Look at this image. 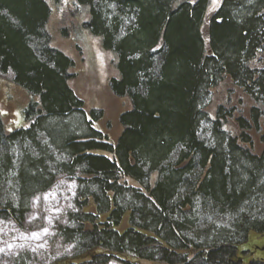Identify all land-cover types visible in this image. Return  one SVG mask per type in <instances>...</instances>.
Instances as JSON below:
<instances>
[{
  "label": "trees",
  "instance_id": "16d2710c",
  "mask_svg": "<svg viewBox=\"0 0 264 264\" xmlns=\"http://www.w3.org/2000/svg\"><path fill=\"white\" fill-rule=\"evenodd\" d=\"M75 2L115 55L110 87L131 108L111 142L95 126L102 111L88 114L69 84L75 62L52 45L48 1L0 0V75L37 99L18 128L0 114V219L25 228L34 199L67 179L63 260L264 264L243 259L264 239V0ZM225 82L253 102L248 115L209 111Z\"/></svg>",
  "mask_w": 264,
  "mask_h": 264
},
{
  "label": "rangeland",
  "instance_id": "374dc122",
  "mask_svg": "<svg viewBox=\"0 0 264 264\" xmlns=\"http://www.w3.org/2000/svg\"><path fill=\"white\" fill-rule=\"evenodd\" d=\"M47 1L51 8L48 28L52 45L68 54L75 62L69 84L84 100L88 114L91 110L102 111L103 117L95 122V126L115 143L122 131L120 115L131 108L129 99L116 96L110 87L111 79L118 77L116 57L106 51L101 39L93 36L85 27V22L89 19L86 7L77 5L75 0H62L60 3ZM221 2L222 0H211L210 10L219 7ZM12 81L11 74L0 75V114L8 129L25 125V111L31 101L37 100ZM252 104L241 90L235 89L230 82H225L213 89L208 109L214 115L220 105L227 108L237 106L240 109L238 114L248 115ZM128 182L136 185L131 179ZM74 194V182L60 180L49 192L34 199L25 228H20L11 220L0 219V264H15V258L19 254L28 258V264H90L89 257L63 260L64 257H71L73 251L72 248H62V241L57 237L58 222L67 213L76 210ZM91 209L88 207L86 210ZM105 218L106 216H101L100 221ZM128 226L127 215L117 229L121 231ZM253 243L252 248L245 249L247 254L243 255V259L246 263L253 258L264 259V239H255ZM123 258L118 256L107 264H121ZM130 260L136 261L133 258Z\"/></svg>",
  "mask_w": 264,
  "mask_h": 264
},
{
  "label": "snow or ice",
  "instance_id": "6c2138e0",
  "mask_svg": "<svg viewBox=\"0 0 264 264\" xmlns=\"http://www.w3.org/2000/svg\"><path fill=\"white\" fill-rule=\"evenodd\" d=\"M214 2H215V0H214Z\"/></svg>",
  "mask_w": 264,
  "mask_h": 264
}]
</instances>
